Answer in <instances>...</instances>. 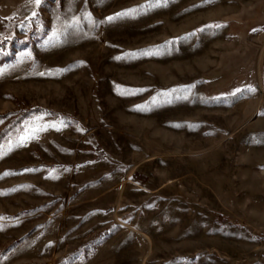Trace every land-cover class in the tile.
<instances>
[{
  "label": "rangeland",
  "instance_id": "rangeland-1",
  "mask_svg": "<svg viewBox=\"0 0 264 264\" xmlns=\"http://www.w3.org/2000/svg\"><path fill=\"white\" fill-rule=\"evenodd\" d=\"M0 264H264V0H0Z\"/></svg>",
  "mask_w": 264,
  "mask_h": 264
},
{
  "label": "snow or ice",
  "instance_id": "snow-or-ice-1",
  "mask_svg": "<svg viewBox=\"0 0 264 264\" xmlns=\"http://www.w3.org/2000/svg\"><path fill=\"white\" fill-rule=\"evenodd\" d=\"M31 2L34 3L35 5H39L41 3V0H31ZM154 2L157 4H165V3H167V0H154ZM149 6H151V5H149ZM136 11H137V9L125 10L123 12L115 14V16L107 17L106 20L111 22V21L118 19L120 17L130 16L133 13H135ZM35 16H36V13L33 12L32 17H35ZM215 27H219V25H217ZM145 54H149V53H145ZM81 63H83V62H81ZM61 71H66V69L61 70ZM121 91H122V94H125L129 90L124 89ZM243 91H244V89H236V91L233 93V95L240 94ZM248 91H253V89L249 88ZM49 127H55L56 130H60V128H58L55 123L49 125V124H40L38 120L33 122L32 126L29 128L28 132L25 135L19 136L17 138V146H24L31 139H35L41 131H46Z\"/></svg>",
  "mask_w": 264,
  "mask_h": 264
}]
</instances>
